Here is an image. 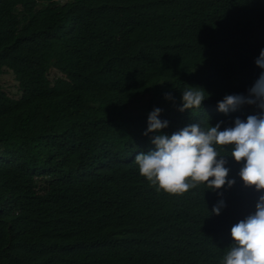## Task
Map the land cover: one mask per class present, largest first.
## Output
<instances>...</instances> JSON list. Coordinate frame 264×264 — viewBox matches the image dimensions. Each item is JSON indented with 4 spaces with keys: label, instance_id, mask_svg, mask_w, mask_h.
<instances>
[{
    "label": "trees",
    "instance_id": "16d2710c",
    "mask_svg": "<svg viewBox=\"0 0 264 264\" xmlns=\"http://www.w3.org/2000/svg\"><path fill=\"white\" fill-rule=\"evenodd\" d=\"M261 49L264 0H0V77L12 71L21 93L0 83V264H221L260 194L244 162L228 157L231 188L175 196L135 157L154 148L142 135L154 107L168 135L258 115L217 102L247 94ZM187 86L209 95L180 112ZM139 99L147 111H131Z\"/></svg>",
    "mask_w": 264,
    "mask_h": 264
},
{
    "label": "clouds",
    "instance_id": "9594fccd",
    "mask_svg": "<svg viewBox=\"0 0 264 264\" xmlns=\"http://www.w3.org/2000/svg\"><path fill=\"white\" fill-rule=\"evenodd\" d=\"M255 65L262 71L247 94L224 96L217 102V110L227 115L243 105H255L261 110L258 115H249L244 120L236 117L233 126L223 130H220L223 121L207 127L192 123L168 135L162 130L169 122L161 120L162 109L154 107L142 133L153 134L150 141L154 148L135 157L140 175L150 186H156L157 192L163 190L175 196L197 187L212 192L225 186L231 188L236 180L227 179L228 157L237 163L244 162L238 176L245 187L260 194L254 211L231 227L233 243L221 264H264V49L260 50ZM208 95L202 87L187 86L177 110L200 109ZM164 99L175 104L170 92L165 93ZM224 146H230V150ZM225 206L219 200L212 207V214L219 215Z\"/></svg>",
    "mask_w": 264,
    "mask_h": 264
},
{
    "label": "rangeland",
    "instance_id": "374dc122",
    "mask_svg": "<svg viewBox=\"0 0 264 264\" xmlns=\"http://www.w3.org/2000/svg\"><path fill=\"white\" fill-rule=\"evenodd\" d=\"M51 79H55L58 77H61V74L56 70H51ZM0 83L3 86L4 91L13 98H19L20 97V91H19V84L16 81V78L14 76V73L12 71H5L3 76L0 77ZM147 105L148 101L145 99H139L131 104V111L133 112H139V111H147Z\"/></svg>",
    "mask_w": 264,
    "mask_h": 264
}]
</instances>
